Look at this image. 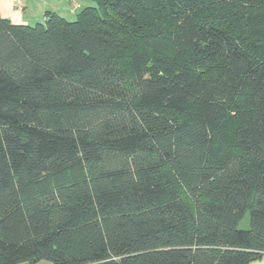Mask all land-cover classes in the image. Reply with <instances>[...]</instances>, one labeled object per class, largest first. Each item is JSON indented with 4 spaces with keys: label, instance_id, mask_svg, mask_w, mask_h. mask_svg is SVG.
I'll list each match as a JSON object with an SVG mask.
<instances>
[{
    "label": "trees",
    "instance_id": "16d2710c",
    "mask_svg": "<svg viewBox=\"0 0 264 264\" xmlns=\"http://www.w3.org/2000/svg\"><path fill=\"white\" fill-rule=\"evenodd\" d=\"M95 1L0 15V264L258 259L264 0Z\"/></svg>",
    "mask_w": 264,
    "mask_h": 264
},
{
    "label": "crops",
    "instance_id": "0c3cea01",
    "mask_svg": "<svg viewBox=\"0 0 264 264\" xmlns=\"http://www.w3.org/2000/svg\"><path fill=\"white\" fill-rule=\"evenodd\" d=\"M73 4L78 3L76 0H0V15L15 24L34 25L45 20L47 11H55L64 17L77 15ZM35 264L48 263L41 261ZM249 264H264V253Z\"/></svg>",
    "mask_w": 264,
    "mask_h": 264
},
{
    "label": "rangeland",
    "instance_id": "374dc122",
    "mask_svg": "<svg viewBox=\"0 0 264 264\" xmlns=\"http://www.w3.org/2000/svg\"><path fill=\"white\" fill-rule=\"evenodd\" d=\"M78 4H73V9L74 11L77 13L84 7H87V6H96L97 3L95 0H76ZM66 18L68 20H75L76 19V13L72 14V15H66ZM44 263H48V264H51V262L49 261H44Z\"/></svg>",
    "mask_w": 264,
    "mask_h": 264
},
{
    "label": "water",
    "instance_id": "95a60500",
    "mask_svg": "<svg viewBox=\"0 0 264 264\" xmlns=\"http://www.w3.org/2000/svg\"><path fill=\"white\" fill-rule=\"evenodd\" d=\"M237 229L243 232H250L251 227V212L247 210L242 220L239 222Z\"/></svg>",
    "mask_w": 264,
    "mask_h": 264
}]
</instances>
